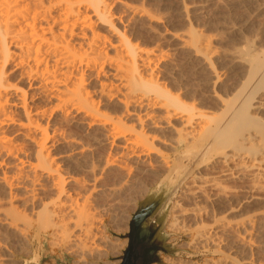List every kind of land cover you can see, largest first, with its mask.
Masks as SVG:
<instances>
[{"label":"bare ground","instance_id":"1","mask_svg":"<svg viewBox=\"0 0 264 264\" xmlns=\"http://www.w3.org/2000/svg\"><path fill=\"white\" fill-rule=\"evenodd\" d=\"M115 2L123 7L129 19L145 20L150 26L158 20L141 7L138 9L119 0H0V165L13 164L17 170L13 174L4 171L0 174V229L8 236L13 235L21 250L34 233L36 237L41 234L44 239L48 235L51 239L49 246L60 243L66 250L74 252L73 255L82 256L86 235L97 229L96 222L88 207H78L73 202L66 182L79 185L74 194L85 202L94 197L93 194H99L96 182L104 170L123 167L111 154L115 145L140 161L148 160L152 153L160 151V147L175 152L178 162L171 165L165 160L163 166L166 172L180 179L188 174L185 171L191 164H181L183 158L198 164L197 168L207 163L204 168L208 172L191 170V176L182 184L183 195L180 197L194 201L189 208H180L181 198L180 202H175L172 226L178 228L188 217L194 218L203 212L197 201L210 202L221 208L231 200L227 197L230 193L225 196L227 188L222 186L219 178L234 180L247 177L253 183L249 190L256 189L264 179V31L254 33L253 37H249L251 34L248 32L250 35L247 37L240 29L244 34L239 33L243 38L241 41L238 39L241 43L238 41L239 44L219 57H215L218 52L213 51L210 37L193 29L194 25H190L193 22L189 23L187 30L183 28L186 30L184 33L173 35L176 46L189 50L198 74L207 75L204 83L211 93L205 100L207 95L203 94V97V92L196 96L195 89L199 85L195 84L197 87L193 90L196 95L190 93L189 96L188 90H184L187 86L163 82L166 79L160 81L159 71L154 72L152 67L158 61L171 64L165 59L168 55L155 44L152 48L133 44L126 31L116 24L121 17L117 18L112 12V3ZM181 12L187 18L190 11L183 6ZM111 38L113 40L110 41ZM222 59L227 64L222 66ZM230 69L237 72L233 73L235 76L231 77L230 84H225ZM12 72H17L15 78L11 76ZM102 74L109 82L101 78ZM91 79L97 81V92L86 84ZM189 87L193 89L194 86ZM28 99L33 101L32 105ZM101 102L104 106L99 105ZM57 111L63 115L74 113L77 119L75 117L73 121L84 124L86 134L95 145L100 149L107 148L106 154L92 156L90 153L89 156L85 154L86 144L73 138L62 143L68 148L58 151L60 156L55 160L49 152V148H53V140L48 142L51 138L49 121H43L47 115L50 118ZM12 126L17 127L25 140L35 145L30 155L23 154V148L14 144L10 133L3 132ZM66 138L61 137V140ZM4 157L12 160L5 161ZM59 163L71 169L68 178L64 177ZM22 169L28 171L26 176L22 175ZM76 171L91 175V179L74 177ZM89 180L93 183L91 189L86 187ZM205 187L226 191L222 193L224 195L218 191L217 197H212L206 194ZM42 189L52 190L53 197L51 194L41 196L39 190ZM245 198L246 202L253 199L252 196ZM69 213L76 218L67 220ZM262 218L264 213L229 223L219 217L215 223L217 225L218 222L220 227L208 231L206 227L198 230L197 226L187 244L203 249L218 247L222 239L217 232L226 231V226L246 232L253 230ZM69 230L73 231L71 238L67 236ZM229 245L231 251L239 252L237 245L232 242ZM8 246L10 249L11 245ZM9 249L0 245V264H15V255ZM95 252H99L98 247ZM205 264L242 263L227 255Z\"/></svg>","mask_w":264,"mask_h":264},{"label":"rangeland","instance_id":"2","mask_svg":"<svg viewBox=\"0 0 264 264\" xmlns=\"http://www.w3.org/2000/svg\"><path fill=\"white\" fill-rule=\"evenodd\" d=\"M119 1L120 2L125 1V3H129L130 5L136 6L138 9L141 7V9H144V12L146 13L149 12V14H153V16L151 15L153 18L158 17L157 18L158 20L156 21L154 20L153 23H151L152 26H150L148 23L145 22V20L143 21V20L129 19V16L125 14V12L123 11V7L119 5V3L117 2L112 3V7H111L112 12H114L117 18L121 17L120 21L116 20L117 22L116 24L119 26V28L121 27V30L124 29L126 31V35L129 36L133 44L144 45V47L146 45V48L148 47L152 48L154 47L155 44V46L158 47L161 51L163 50L162 52L164 54L166 53V55L169 56V58L168 56H166L167 58L165 57V59H167L168 62L171 64L167 63L168 64L167 65L163 61H158V63L155 62L157 64L154 63V67H152L153 69L156 70V71L154 70V72L159 71L158 77H160V81L166 79L163 82L165 83L169 82V84L172 85L180 84L181 86V84H183L182 86H187L188 88L186 87V89L184 90L185 92L188 90L186 93L189 96L190 93L191 95L192 94L196 95L195 91L197 92L196 96L201 95V93L203 92L202 95L203 94L207 95V96L203 95V97L205 96L204 97L205 100L209 98V95L211 93L209 90V86H207V84L204 83L205 81L204 78L206 79L207 75L205 76V74L203 73L198 74L196 66L191 60V55L189 56L190 54V52H188L189 50L187 51V49H183L180 48L179 46H176L177 42L173 39V35L181 34L182 32L184 33L187 30V26L189 25V23L193 22L190 23V25L192 26L194 25L193 29H195L197 32H200L202 34L204 33L203 35L206 36L208 35V37H210V41L212 40L211 44L212 46H214L213 51L215 53L218 52V56H216L217 55L216 53L215 57H219V55L220 56L223 55L225 51L228 52V50H230L233 46L239 44L238 39H240V41L243 39V38L241 39V36H239L240 34L242 36L245 34V36L247 35V37L251 34L252 36L250 35L249 37H253L254 33L257 34L259 32L262 33L264 31V16H263L264 0H256V1L255 0H247V1L246 0H122V1L119 0ZM243 3H245L244 6L242 5ZM183 6H186V8H188L190 11L189 12L190 15L188 14L187 18L181 15L182 14L181 9ZM186 22L188 24H186ZM147 24L149 25L148 27ZM245 26L247 27L244 30ZM184 27L186 30L183 29ZM259 28L261 30H259ZM197 29L200 31H198ZM240 29H242L244 34L241 33L242 31ZM256 29H258L259 31H257ZM251 31H253V33ZM248 32L250 33L249 35ZM109 40L111 41L113 39L111 38ZM233 41H235L236 43ZM220 62H222L220 63L222 66L224 64H227V61H224L223 59L222 61L220 60ZM190 66H194V67H190ZM169 68L171 69L169 70ZM162 71H164L165 73L163 74ZM168 71L169 73L171 72L172 75L175 76L173 77L170 73L168 77L167 76L169 74ZM230 71H231L229 72L230 75L228 74L229 76L227 77V83L225 84H230L229 81L231 82L232 81L231 79L235 76L233 75L235 69H230ZM236 72L234 74H236ZM12 73H10L12 77L16 76L17 74V72H14L13 74ZM182 74H184L185 76ZM177 76H179L180 78ZM175 77H177L178 80ZM101 78L102 79L104 78L105 80L107 76L102 74ZM107 79L105 81L109 82L108 81L109 79L108 80ZM179 81H181V83ZM201 81L202 83H200ZM96 82L97 81H95L94 79H91V81L87 80L86 84H88L87 86L90 90L97 92ZM189 82L191 83L189 84ZM195 84L197 86L199 85V87H197ZM200 84H202V86ZM190 85L194 86L193 89L192 87H189ZM189 88H191L192 90ZM194 89L195 91H193ZM206 90L209 92H207ZM95 92L94 95L95 94L97 95V93ZM27 102L30 105H32L33 101H30V99H28ZM102 104L103 102H101L99 105L102 106ZM207 105H208V101H207ZM57 112L52 113L50 115V118L47 115V118L45 117L43 121L45 122L47 121V119L49 121L48 133L50 134L49 137L51 138L48 139V142L50 143V141L52 142L53 140L52 142L53 148L52 147L49 148V152L51 155L54 156L53 158L55 160L59 159L58 157L60 155L58 154V151L63 152L67 150L66 148H68L66 144L63 145L62 143L68 141L67 139H73V138L78 139L77 141L83 145L86 144L85 146L88 149L85 148V154L88 153L87 155H89L90 153L92 154V156L106 154L107 148L103 149L104 147H101L102 149H100L99 146L97 147V145H95V142L92 141L93 139L86 134L87 131L86 126L84 124L81 123L79 124L73 121L76 117L74 116V113H70L68 115L64 114L65 115L64 116L61 112L58 113ZM62 115L63 117H61ZM83 129L85 132L83 131ZM3 132H5V134L10 133L11 138L12 139L14 138V144H16V146L23 148V152H24L23 154L30 155L34 151L35 145L32 142L25 140L24 137H22V135L18 133L17 127L12 126L7 129H3ZM58 137H60V139ZM61 137H65V138L68 137V138H66V140L65 139L61 140ZM116 146L117 145H115V147L113 148L111 154L114 155L115 158L119 160L121 166L123 167H115V168L110 167V170L109 168H107L108 170L105 169L106 171L104 170L105 173L102 174L101 176L102 178L100 177L99 180L96 182L97 183L96 185L100 190L99 194L101 192L100 195L92 193L94 195V197L92 196L93 199L91 197L87 202H85L82 197L76 196L74 194V192L78 191L79 185L75 182H66V189L70 190L72 194L73 202L76 203L78 207H83V205L88 207L89 212L91 213V215L94 216L96 222L97 229H94L90 234L86 235L84 241L85 250L82 256L73 255L74 252H70L69 250H66L64 246L60 245V243L54 244L52 246L50 244L49 246V242H51V239L48 238V235L44 239L41 234L36 237L34 233H32V235L30 236L29 243L25 245L26 247L23 246L22 247L23 249L21 250L19 249L18 242L15 240V237L13 235L8 236L7 233H5L0 229L1 230L0 245L1 246L3 245V247L5 248L7 247L8 249H9L8 245H11L9 251L12 250L13 252L12 251L11 252L15 255L14 258L15 264H27L28 261H30V264H118L119 263V258L122 256V252L126 248L128 243L127 234L129 233V223L131 221L132 214L135 213L138 203L144 200L148 191L151 188L155 187L159 183V181L169 173L166 172L167 169H165V166H163L165 164L164 163L165 160L169 161L170 164L172 165L173 162H178L177 159L178 154H176L173 151L172 152L167 151L166 149L163 150L160 147L159 148L160 151L158 153L156 152L157 155L155 153L153 155L152 153L151 157L148 160L140 161L137 160L136 158L134 159V157L130 155L129 151L127 152V150L120 149ZM158 159L160 162L158 161ZM4 160L8 161V160H12V158L4 157ZM150 161H152V163H150ZM181 164H184L186 166L190 164L189 165L190 167L188 166L189 168L187 167V170L185 171V173H188L187 174L188 176L185 175L184 177H182V179H180L181 180L180 183L175 188L172 196L170 197L167 207L168 212H167L166 223L164 226V234H167V236L164 238L162 242H157L159 245L165 247L167 251L166 252L159 251L158 257L152 264H172L171 262H174L173 264H178V263L205 264L209 261H213V260L217 261L227 255L233 256L234 259L239 260L242 264H264V218L260 219L256 223L253 230H247L246 232L243 231V229H235V228L233 229L231 228L232 226L231 227L226 226L227 228L226 231L224 229V232L221 233L217 232V234L220 235L222 239V242L219 244L218 247L211 246L208 249H203L197 245L187 244L193 232V229L196 228L197 226L198 228L196 229L198 230H200L201 227L203 229L206 227L205 229L206 230L209 229L210 231H212L214 228L220 227V224H218V222L217 225L215 223V220L219 217L224 218L222 221L226 220L229 221V223H235L242 221L243 219H247V217H250L254 214L255 216H258L259 214L264 213V179L262 178L260 180V183H258V187L256 189L249 190L248 187H250V184L253 183L247 177L238 178V179L235 178L234 180L224 179L225 181L222 180V178H219L220 183L222 182V186L225 185L224 187L225 189L227 188V191L226 190L220 191L219 189L218 190L211 189L210 187H205L204 190L206 194L211 196L213 195L212 197H217L216 195L219 194L220 192H221L220 195H224L225 194L224 192L226 191L225 196L228 193H230L227 195V197H229V200L231 199L230 200L231 202L228 200L230 203L228 202L229 203L228 204L226 202V204L222 206L223 208L222 207L217 208L213 206L210 202H203V200L197 201V203L194 202L196 204L199 203L198 204L200 207L199 209L201 210V208H203L202 209L203 212L200 211L199 212L200 214L197 213L198 215L194 216V218L193 216L188 217L186 221H183L184 223L181 222V224L179 225L181 226V228H178L172 226V220L176 213L175 202L176 201L180 202V200L182 199V197H180L183 195L182 184H184L185 181H187L186 179H189L188 177L191 176L193 172L191 170L196 171L201 169L205 173L208 172V170L204 168L205 165H207V163L205 164L203 163L204 164L203 166L197 168L198 164H196L195 162L193 164V162H189L188 159L183 158ZM59 166L64 177L68 178L67 176L69 175V172H71V169L67 168V166L63 165L62 163H59ZM25 169H22L21 171V173H23L22 174L23 176H26L28 173V171H26L27 169L26 170ZM3 171L8 174H13V172L17 170L15 169V166L13 164H5V165H0V174H2ZM159 172L160 174H158ZM73 175L76 178L91 179V175L81 171H76ZM40 181H38V183ZM86 184H87L86 185L87 188L89 189L92 188L93 183L91 180H89V182H87ZM114 188L116 192L114 191ZM235 189H237V191ZM218 191L220 192L218 193ZM51 192L53 193L52 190L48 191L47 189L39 190L41 196H49V194H51L50 197L51 196L53 197V194ZM248 196H252L253 198L250 202H246L245 200L246 199L245 197ZM193 201L194 200L189 199V197L184 200L182 199L180 202V208L191 207ZM17 203L19 204L20 202ZM68 215H67V220H74L76 218L71 216L70 213ZM222 221L221 223H227ZM188 228L189 231L191 230L190 232L187 230ZM183 229H185L186 231H183ZM248 232L250 233L248 234ZM72 234L73 231L69 230L67 232L68 238H71ZM246 234H248V236ZM243 238L245 239L247 238V239L243 241ZM35 239H38L39 241L38 240L35 241ZM231 242L238 246L239 252L235 253L234 251H231L232 249L229 248L230 246L229 244ZM96 247L99 248V252L97 253L95 252ZM86 259H90V260L86 261Z\"/></svg>","mask_w":264,"mask_h":264},{"label":"water","instance_id":"3","mask_svg":"<svg viewBox=\"0 0 264 264\" xmlns=\"http://www.w3.org/2000/svg\"><path fill=\"white\" fill-rule=\"evenodd\" d=\"M180 181V177L168 173L148 191L144 200L138 203L129 223L128 243L118 264H139L140 260L141 264H152L159 251H167L157 242H162L167 236L164 234L167 207ZM139 245H144L142 254L138 252ZM27 264H30V261Z\"/></svg>","mask_w":264,"mask_h":264},{"label":"flooded vegetation","instance_id":"4","mask_svg":"<svg viewBox=\"0 0 264 264\" xmlns=\"http://www.w3.org/2000/svg\"><path fill=\"white\" fill-rule=\"evenodd\" d=\"M143 250H144V245H139L138 246V252H139V254H142L143 253ZM142 263V261L140 260L139 261V264H141Z\"/></svg>","mask_w":264,"mask_h":264}]
</instances>
